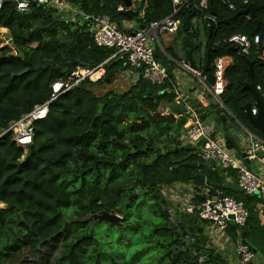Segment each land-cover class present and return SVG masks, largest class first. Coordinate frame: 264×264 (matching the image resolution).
<instances>
[{
    "label": "trees",
    "instance_id": "1",
    "mask_svg": "<svg viewBox=\"0 0 264 264\" xmlns=\"http://www.w3.org/2000/svg\"><path fill=\"white\" fill-rule=\"evenodd\" d=\"M66 1L80 12L75 21L63 20L57 12L49 14L41 5L31 4L29 11L19 12L13 0L3 1L0 28L7 29L9 44L0 48V132L35 105L48 101L54 81L64 79L82 64L94 67L114 53V48L94 42L87 16L107 14L114 22H122L126 19L119 8L123 1ZM199 1L184 0L174 6L172 0H148L143 15L133 19L141 25L169 15L179 20L177 32L184 57L188 51L192 57L201 50V63L190 64L204 74L206 56L211 64L222 57L225 87L220 98L242 125L257 132L244 110L247 103L250 109L256 108L253 95L243 86L247 58L253 63L254 84L264 100V60L258 59L254 46L248 54L233 52L227 39L233 34H244L251 40L258 35L262 47L264 8L256 11L255 18L242 15L215 25L210 36L205 16L222 21L251 2L262 4L264 0H227L233 10L221 0H207L203 9ZM166 50L175 57L168 47ZM157 51L158 57L166 60ZM125 64V57H112L104 64L105 74L99 80L85 79L51 100L46 118L34 122L33 142L26 149L16 145L10 134L0 137V264H105L102 245L94 235L99 220L93 221L94 214L105 213L119 217L108 223L111 264H136L139 259L132 260L144 250L151 253L148 263L226 264L214 254L199 263L201 254L193 255V245L186 244L172 229L164 205L152 189L162 190L176 182L191 184L195 201L202 199V190L208 187L242 202L248 211L241 226L245 239L264 259V246L250 241L258 224L261 198L219 188L225 179L236 183V171L176 164L174 161L188 152H169L156 142L148 143L162 125L178 131L183 126V109L178 110L182 111L178 119L158 110L162 103L173 108L175 94L170 86H157L139 77L124 92L107 91L104 101L90 89ZM187 161L202 162L196 155ZM138 191L153 200L142 219L133 218L131 213ZM142 227L150 230L141 235L140 248L136 233ZM228 232L236 242L239 233L235 226L230 225ZM188 247L192 249L186 250Z\"/></svg>",
    "mask_w": 264,
    "mask_h": 264
},
{
    "label": "built area",
    "instance_id": "2",
    "mask_svg": "<svg viewBox=\"0 0 264 264\" xmlns=\"http://www.w3.org/2000/svg\"><path fill=\"white\" fill-rule=\"evenodd\" d=\"M4 0H0V8ZM15 8L19 12H27L30 10L31 4L41 5L43 7H54L61 19L67 21H75L76 15L80 12L66 0H13ZM132 5L129 9L135 10L136 3H141L138 16H142L144 9L147 6L148 0H131ZM184 0H172L174 6L182 4ZM231 10L234 9L233 4L227 0H221ZM199 7L206 8L207 0H200ZM125 10L126 7H119ZM86 17V16H85ZM206 25L209 26L208 19L215 21L213 15H206ZM89 21V29L93 34L94 42L100 46L114 48V53L102 63L94 67L77 66L64 79L56 80L51 85V98L42 103L35 105L29 112L23 114L19 119L12 121L7 128L0 132V137L3 135H11V140L18 146L26 149L33 142L34 122L43 120L48 114V104L58 95L70 90L85 79L97 81L105 74L104 64L112 57L126 58V64L130 69L134 70L132 82H135L139 77L148 81L151 84L162 86L168 85L173 90L176 101H181L180 94L177 90L172 75L163 67L154 55V51L159 49L163 55L168 56L181 68L189 72L195 77L203 89H206L216 103L229 114L240 129L244 132V151L247 153V159L250 162L259 161L263 169L262 173L248 169L241 163L242 159L238 160L233 153L224 145V140L215 134V129L212 124L203 122L196 109L190 105H186L185 114L190 118L189 124L185 129V140L192 145L198 146L200 152L198 156L204 162H212L215 168L229 169L233 168L236 171L237 184L244 189V192L249 196L255 191L259 194L264 193V135L254 132L248 127L242 125L229 109L222 102L220 95L222 94L225 82L223 78L224 59L218 57L212 64V74L214 83L210 85L207 80V74H204L200 69L191 66L190 62L180 61L170 55L161 39L166 34L177 33L180 27V21L174 19L172 15L163 18L160 21H152L140 28L139 24L133 18L131 19L133 27L127 30H121L117 27L116 22L111 20L107 14H92L87 16ZM122 24V22H121ZM6 44H9V38H6ZM229 45H235L240 53L248 54L255 47V54L258 59L264 60V45L259 46V37L255 35L252 40L244 34H233L227 39ZM2 43H5L3 41ZM5 45V44H4ZM157 47V48H156ZM139 68V71L135 69ZM259 91V86H256ZM184 102V101H183ZM257 109L252 108L251 114L256 115ZM255 130V129H254ZM256 131V130H255ZM201 139L204 141L201 143ZM260 153V156L256 154ZM195 194L193 187L189 192H178L171 190L172 201L182 210L195 214L201 219L210 221L216 230L225 231L229 225L243 226L248 217V211L243 203L235 200L231 196L222 194L215 190L212 192L206 187L202 190V199L194 200ZM3 203L0 202V208ZM262 211V209L260 210ZM237 253L243 264H248L255 259V252L242 244L237 246ZM205 256L200 255L199 263L204 262Z\"/></svg>",
    "mask_w": 264,
    "mask_h": 264
},
{
    "label": "water",
    "instance_id": "3",
    "mask_svg": "<svg viewBox=\"0 0 264 264\" xmlns=\"http://www.w3.org/2000/svg\"><path fill=\"white\" fill-rule=\"evenodd\" d=\"M124 7H126L125 10H122L123 15L126 19L131 20L134 17H138L139 9L141 8V3H136V9L132 10L128 7H131L132 2L131 0H122ZM211 5V1H210ZM264 8V3L262 4H256L255 2H251L245 7L244 9L235 11L229 18L224 19L222 21H214L212 19H208L209 26L207 28L208 36L211 35L212 30L215 25L220 23H227L230 20L242 16V15H249L252 18H255L256 11ZM47 12L50 14L52 12H57V9L54 7H48ZM213 14V12H212ZM255 22L258 24V20L255 19ZM116 25L119 29L122 30L121 22H116ZM140 28H143V25L140 26ZM128 32L132 33L130 30H127ZM230 49L233 52H237L238 49L235 45H230ZM154 55L159 61V63L165 67L166 70L169 71L171 74L174 66L168 65L165 60H162L158 57V51H154ZM19 57H22L21 53H18ZM191 61L190 52H187V62ZM246 61L248 63L247 68V78L244 81V88L249 90L251 94L253 95V100L255 107L257 109L256 115L251 114L250 105L247 103L244 105V110L248 117V123L249 125L255 129L257 132L264 135V100L259 94L258 90L255 87L254 79H253V63L246 58ZM83 66H88L87 64H82ZM205 72L207 73V80L210 85H213L214 83V76L212 74V67L211 62L206 56L205 58ZM129 68L128 64H125L122 68L127 69ZM136 71H139V68L135 69ZM70 73V72H69ZM68 73V74H69ZM115 74V72H113ZM112 72H109L105 78V82H110L111 78L113 76ZM103 101V99H102ZM215 109L217 113L220 115V119L223 123V129H217L215 131V134L217 135H223L224 138V145L225 147L230 150L234 157L238 160L242 159L245 164H250V161L247 159V153L244 151L245 141L244 136L242 137H233V126L230 123L229 118L224 114V109L220 107L218 103H215ZM181 132H178L176 130L169 131L167 125H162L159 130H157L155 133L151 135V137L148 139V143L152 142L154 140H157L158 144L161 145L162 149L169 151V152H178L179 149H183L185 151H188V155L182 156L174 161V163H182L194 168L197 167H204L207 169H215V165L212 162H190L187 161V157L192 154H197L200 152L198 146L192 145L189 142H187L182 136ZM204 140L201 139V143ZM170 143H174L175 146H170ZM257 155L260 156L259 152H256ZM202 179H205V176L202 174H198ZM219 188L223 189H232L234 191L239 192L240 194H244L245 196H249L244 192V189L241 188L237 183H233L230 181H227L225 179V183L220 185ZM154 192L155 198L158 199L161 204L164 205V211L166 215L171 220V227L175 231L178 237H181L184 239L186 244H192L194 247V253L198 254L200 253L203 256H209V255H220L223 251L220 248V245L222 244L221 239L219 238L217 234L216 228L213 226V224L208 221L199 218L197 215L186 212L182 209H180L173 201L172 199L166 198L163 194L162 190L160 189H152ZM253 196H259L264 204V193L259 194L258 191H255ZM119 217L117 215H113L110 213L101 214L100 219L109 220L111 222H115ZM239 233L240 237V244L247 246L250 250L253 252H256V249L245 239V235L242 231V228L239 226H235ZM191 247L186 248V250H191Z\"/></svg>",
    "mask_w": 264,
    "mask_h": 264
},
{
    "label": "crops",
    "instance_id": "4",
    "mask_svg": "<svg viewBox=\"0 0 264 264\" xmlns=\"http://www.w3.org/2000/svg\"><path fill=\"white\" fill-rule=\"evenodd\" d=\"M132 25H133V23L131 20L125 19L122 21L121 27L123 30H128V29L133 27ZM0 31H4L6 34H8L6 28H0ZM201 38L202 37H200V41L202 42L203 40H201ZM165 40H168L169 42L167 44H165L164 43ZM163 43H164L166 48L168 47L171 51L174 52L175 58L179 59L180 61H184V60L187 61V58L184 57V52L180 48V33L179 32L174 33V34H166L163 38ZM164 56L166 57L165 61L167 62V64L174 66V68L171 72V75H172L173 81L175 82L177 90L180 94L181 101H176V96H175V101H174L175 104H174L173 108L170 105H167V104L165 105L162 103L158 107V110L161 111V112L160 111L159 112L162 115H169L172 113L173 117L178 119L180 117L179 113L186 110V105H190L196 109L200 119L203 122L208 123V124H212L214 126L215 131L218 128L223 129V123L220 119V115L217 113V111L215 109V103L216 102L214 101L213 97H211L209 95V93L206 89L202 88L199 81L195 77H193L189 72H187L186 70L181 68L174 61H172L171 58H169L166 55H164ZM190 57H191V54H190ZM201 57H202L201 50H197V51L192 53V57H191L190 62L194 66H198L202 61ZM117 58H119V57H117ZM160 59H162V58H160ZM211 66H212V64H211ZM121 72H123V69H121ZM124 73L129 74L130 77L132 78L133 74H134V70L127 68V70L124 71ZM178 110H182V111H179V113H178ZM224 114L229 118L230 123H231V120H233V119H231V117L229 116V114L227 112L224 111ZM182 115L185 119L183 122L182 128L179 131L176 129H169V128L168 129H169V131L176 130L178 132H181V134H182L181 136L185 139V129H186V126L190 122V118L188 117V115L185 114V112ZM239 129H240V127H239ZM232 131H233V137H236V136L238 137V135H236L237 131L235 129H233ZM240 132L243 133V136H244V132L241 129H240ZM217 136L220 137L219 139L224 140L223 135L220 134ZM170 146H175V144L170 143ZM179 150H181V149H179ZM186 152H188V151H186ZM185 155H188V153H186ZM192 155L198 156L197 154H192ZM192 155H189L187 157V160ZM195 162H197V161H195ZM241 163L244 164L245 167H247L248 169L254 170V171L259 172V173L263 172V169L261 167V163L259 161H253V162H250V164H245L244 161H241ZM227 181H230V179H227ZM192 187L193 186L191 184L176 182L175 184L171 185L170 187L162 188V192L166 198L170 199L171 198V190H178V192L187 193L190 191V189ZM263 207H264L263 203L257 205V208L259 210L258 213L260 214L259 217L262 218L261 219L262 222H260V226L262 228H264V216H262V211H260V210ZM229 226L223 232L217 230V234H218V236L222 242V244L220 245V248L223 250L221 252V254L218 256H220L221 259L226 262V264H243L240 260L239 254L237 253V246L240 244V237H238L236 239V242H234L231 239V236L229 235V232H228ZM232 226H234V225H232ZM255 255H256L255 259L252 260L248 264H264V259L262 258V256H260V254L257 252V250L255 252Z\"/></svg>",
    "mask_w": 264,
    "mask_h": 264
},
{
    "label": "rangeland",
    "instance_id": "5",
    "mask_svg": "<svg viewBox=\"0 0 264 264\" xmlns=\"http://www.w3.org/2000/svg\"><path fill=\"white\" fill-rule=\"evenodd\" d=\"M164 36L161 37L162 40ZM6 38H7V34L4 31H0V48L5 46L4 44L8 42L6 41ZM201 40H204L203 36ZM2 41H5V43H2ZM168 42H169L168 40H165L164 43L167 44ZM1 50H0V54H1ZM126 70L127 69H124L123 72H121V70L117 71V73L113 75L111 82H104V83L95 85L93 87H90V89L93 91V93L97 97H100V98H102L107 91L113 90V91L120 92V93L126 91L130 86L134 84V82H132V78L130 77V75L127 73H124V71ZM231 123L233 125V129L237 131L236 135H238V137H242L243 133L240 132V129L237 123L234 120H231ZM138 192H139L138 193L139 195L137 196L136 200L133 202V206H132L134 211H132L131 213H132L133 218L142 219L143 215L148 214L146 209L148 206L152 204L153 200L149 195L141 194L142 193L141 191H138ZM137 205H140V206L142 205L141 209H139V206ZM259 215L260 214L258 213L256 217V222H258V224H256L257 226L251 232V234L253 235H252V238H250V241L252 244H255L258 247L259 246L263 247L264 245L262 243L264 239V228L260 226V222H262L261 220L262 218H260ZM100 218H101L100 214L93 215V221L99 220L98 222L99 226H96L94 228V235H95L97 242L102 245V253L104 254V257L106 259L105 264H111V243L108 244V241H107V240L111 241V227L108 226V223H111V221L100 219ZM149 230L150 229L148 227H142V229L136 233L137 244L140 248L143 247V241H142L141 235L144 232H148ZM150 257H151V253L144 250V252L141 255H139L137 258L133 259L132 261L139 259L136 261V264H154L153 262L148 263V261H151ZM126 260H131V259L127 257ZM129 264H132V263H129Z\"/></svg>",
    "mask_w": 264,
    "mask_h": 264
},
{
    "label": "flooded vegetation",
    "instance_id": "6",
    "mask_svg": "<svg viewBox=\"0 0 264 264\" xmlns=\"http://www.w3.org/2000/svg\"><path fill=\"white\" fill-rule=\"evenodd\" d=\"M152 142H156V143H158L157 140H154V141H152Z\"/></svg>",
    "mask_w": 264,
    "mask_h": 264
}]
</instances>
